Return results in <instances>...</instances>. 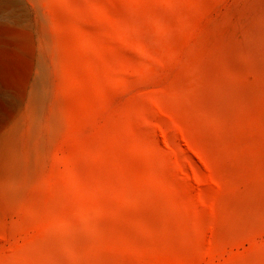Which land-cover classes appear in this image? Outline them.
Here are the masks:
<instances>
[{
  "label": "rangeland",
  "instance_id": "1",
  "mask_svg": "<svg viewBox=\"0 0 264 264\" xmlns=\"http://www.w3.org/2000/svg\"><path fill=\"white\" fill-rule=\"evenodd\" d=\"M263 15L0 0V264H264Z\"/></svg>",
  "mask_w": 264,
  "mask_h": 264
},
{
  "label": "bare ground",
  "instance_id": "2",
  "mask_svg": "<svg viewBox=\"0 0 264 264\" xmlns=\"http://www.w3.org/2000/svg\"><path fill=\"white\" fill-rule=\"evenodd\" d=\"M262 18L264 19V15ZM249 36L252 39V42L248 51L252 54V57H256L258 60L262 59L264 57V28L251 31Z\"/></svg>",
  "mask_w": 264,
  "mask_h": 264
}]
</instances>
